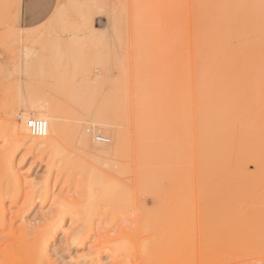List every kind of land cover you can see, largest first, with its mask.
I'll use <instances>...</instances> for the list:
<instances>
[{
  "label": "rangeland",
  "instance_id": "1",
  "mask_svg": "<svg viewBox=\"0 0 264 264\" xmlns=\"http://www.w3.org/2000/svg\"><path fill=\"white\" fill-rule=\"evenodd\" d=\"M26 2L0 1V264L53 225L40 264H264V0H49L35 23ZM36 102L41 146L14 131ZM98 116L114 157L73 135L110 145Z\"/></svg>",
  "mask_w": 264,
  "mask_h": 264
},
{
  "label": "bare ground",
  "instance_id": "2",
  "mask_svg": "<svg viewBox=\"0 0 264 264\" xmlns=\"http://www.w3.org/2000/svg\"><path fill=\"white\" fill-rule=\"evenodd\" d=\"M43 25H46V24H43ZM34 32L37 33V30L34 31ZM42 35H43V33H42ZM26 36H28V34ZM26 40H29V39H26ZM24 107H25V110H27V111L31 110L34 113L33 114V118L41 119V120H43L46 123V128H47L46 129V133H45V135L43 137L32 136L28 132V129L26 127V122H25V124L23 122L24 116L22 114H19L21 120H20L19 126H16L14 128L15 135H18V133H19L21 135V136L19 135L20 139L23 142H30L34 146H41L43 144H46L47 142L50 141L51 137L55 134L56 129H57L56 122H55L56 108L53 107V106H50L49 104L37 103V102H36V104H27ZM115 121H116V119H114V117L98 116V117L95 118L94 122H91L92 123L91 126L94 125V126H97L98 128H102V129L105 128V131H106V129L108 130V132H109L108 135H109V137L111 139V144L106 146V147L100 146L98 143L90 142L91 140L89 139L90 135L88 134V132L85 129L80 128L78 125H75V124H74L75 126L72 125V126H74L73 130H72L73 131V135H75V137L77 136V140H78L79 145L81 147H83L84 149H86L87 151L91 152L92 154H100V155H104V156H107V157L108 156L114 157L117 154H119V153H121V152H123L125 150V142H126L123 132H119V131H116V130L113 129V125H114ZM94 126L92 127L93 130H94ZM71 129H72V127H71ZM26 132H28L31 135L30 137H28L27 140H26ZM94 139H95V137H94ZM206 151L207 150H205V152ZM209 151L206 152V153L204 152L205 153L204 155H207V157H208L209 156L208 153H210ZM211 158L212 157H210V159ZM207 159H209V158H207ZM198 160H200V159H198ZM204 160H206V159H204ZM136 161H137V167L139 168L138 175H137V180H138V182H144L145 179H146V176H145L146 174L141 170V167L144 166V160L140 156H137L136 157ZM194 163H196V162H194ZM211 163H209L210 167L212 166ZM205 164H207V163H205ZM199 168L202 169L204 167L202 165V168L201 167H199ZM1 169H0V171L4 170L5 167L2 170ZM259 169H261V165L259 166ZM11 170L12 169L9 167L7 169V171H4V173L7 172V174L11 177L12 181H15L14 180L15 176L13 174H11L12 173ZM202 172H203V170L201 171V173ZM204 172H205V170H204ZM207 172H209V171H207ZM0 175H2V174H0ZM202 177H204V176H202ZM2 184L3 183H1V185ZM3 187H4V185H3ZM12 187H13V189H15L17 186H15V184H14ZM4 190H5V188H4ZM115 191H116L115 187H111L108 184H105L104 186L98 188L97 189L98 201H103V202L116 201L118 198H114ZM3 194H4V191L2 190V187H1L0 188V226L3 225L4 220H5V211H4L3 202H2ZM56 227L58 228V226H56V225L54 226L53 225V227L51 228V230L48 233H45V234L43 233V234L38 235L37 239L35 240L34 244L31 247H28L26 244H24V245H21V246L15 248L14 250H13V248H10L12 250L10 251V254H8L9 262L11 263V262L15 261L16 260V258H15L16 256H22L21 264H38V263L40 264L41 262H43L44 261V255H45V252H46V247H47V239L51 235L52 231L54 232L57 229Z\"/></svg>",
  "mask_w": 264,
  "mask_h": 264
},
{
  "label": "crops",
  "instance_id": "3",
  "mask_svg": "<svg viewBox=\"0 0 264 264\" xmlns=\"http://www.w3.org/2000/svg\"><path fill=\"white\" fill-rule=\"evenodd\" d=\"M49 0H27L24 14L28 23H35L47 15Z\"/></svg>",
  "mask_w": 264,
  "mask_h": 264
},
{
  "label": "built area",
  "instance_id": "4",
  "mask_svg": "<svg viewBox=\"0 0 264 264\" xmlns=\"http://www.w3.org/2000/svg\"><path fill=\"white\" fill-rule=\"evenodd\" d=\"M29 133L35 137H43L46 133V123L41 119L32 118L26 121ZM101 139V138H100ZM102 140V139H101Z\"/></svg>",
  "mask_w": 264,
  "mask_h": 264
}]
</instances>
